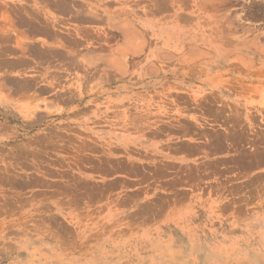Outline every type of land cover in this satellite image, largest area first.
I'll return each mask as SVG.
<instances>
[{"label":"rangeland","instance_id":"obj_1","mask_svg":"<svg viewBox=\"0 0 264 264\" xmlns=\"http://www.w3.org/2000/svg\"><path fill=\"white\" fill-rule=\"evenodd\" d=\"M141 29L0 81V264H264V0Z\"/></svg>","mask_w":264,"mask_h":264},{"label":"crops","instance_id":"obj_2","mask_svg":"<svg viewBox=\"0 0 264 264\" xmlns=\"http://www.w3.org/2000/svg\"><path fill=\"white\" fill-rule=\"evenodd\" d=\"M174 1L0 0V81L12 85L15 66L31 59L46 68L77 64V56L90 62L95 54H141L137 31L146 19L173 10ZM112 33L122 39L118 45H110Z\"/></svg>","mask_w":264,"mask_h":264},{"label":"bare ground","instance_id":"obj_3","mask_svg":"<svg viewBox=\"0 0 264 264\" xmlns=\"http://www.w3.org/2000/svg\"><path fill=\"white\" fill-rule=\"evenodd\" d=\"M47 29V28H46ZM210 101V100H209ZM219 114V113H218ZM241 125V124H240ZM188 127V126H187ZM244 131V130H243ZM205 133V132H204ZM229 133V132H228ZM235 133V132H234ZM207 134V133H206ZM205 134V135H206ZM264 134V133H263ZM236 134H234V136H235ZM232 137V136H231ZM216 139V138H215ZM218 139V138H217ZM256 139V138H255ZM263 140V139H262ZM261 140V141H262ZM222 141V140H221ZM227 141V140H226ZM253 143V142H252ZM217 145H219V144H217ZM255 146V145H254ZM263 150V149H262ZM250 154V153H249ZM252 155V154H251ZM246 156V155H245ZM252 157V156H251ZM259 158V157H258ZM260 158H261V156H260ZM264 158V157H263ZM248 159V158H247ZM251 159V158H250ZM244 162H245V160H244ZM243 162V163H244ZM245 164V163H244ZM240 165V164H239ZM247 165V164H246ZM133 167V166H132ZM246 167V166H245ZM250 167V165L248 166V168ZM229 168V167H228ZM238 168V167H237ZM137 169H138V167H137ZM241 169V168H240ZM151 170V169H150ZM242 170V169H241ZM262 174V173H261ZM251 179H252V177H251ZM261 179V178H260ZM257 180V179H256ZM249 181V180H248ZM262 181V180H261ZM250 182V181H249ZM263 182V181H262ZM260 183V182H259ZM250 184V183H249ZM221 186V185H220ZM228 186V185H227ZM235 186V185H234ZM246 186V185H245ZM248 186V185H247ZM257 186V185H256ZM260 186V185H259ZM214 188V187H213ZM243 188V187H242ZM250 188V187H249ZM216 190V189H215ZM249 191V190H248ZM253 193V192H252ZM251 193V194H252ZM254 194V193H253ZM257 194V193H256ZM254 196V195H253ZM238 203V202H237ZM225 207V206H224Z\"/></svg>","mask_w":264,"mask_h":264}]
</instances>
